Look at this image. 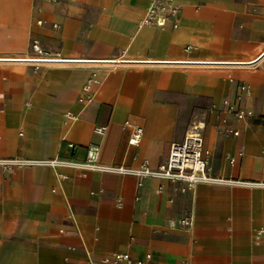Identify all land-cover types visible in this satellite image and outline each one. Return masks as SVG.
Returning a JSON list of instances; mask_svg holds the SVG:
<instances>
[{"label": "crops", "instance_id": "1", "mask_svg": "<svg viewBox=\"0 0 264 264\" xmlns=\"http://www.w3.org/2000/svg\"><path fill=\"white\" fill-rule=\"evenodd\" d=\"M150 4L0 0V159L58 161L0 166V264H264L263 187L80 167L98 143L104 167L156 168L203 121L213 177L263 180L264 0H173L164 27Z\"/></svg>", "mask_w": 264, "mask_h": 264}, {"label": "built area", "instance_id": "2", "mask_svg": "<svg viewBox=\"0 0 264 264\" xmlns=\"http://www.w3.org/2000/svg\"><path fill=\"white\" fill-rule=\"evenodd\" d=\"M177 13L176 6L173 5V0H151L149 8L146 10L142 25H155L157 27H164L169 20ZM31 49L40 58L39 62L52 63L56 59L52 53L38 43L34 42ZM90 81H93L92 79ZM244 92H248L247 86H242ZM243 112H235L236 117H241ZM205 123L203 121H195L184 139L181 142L172 143L169 149L166 160L159 164L156 168H150L147 164H143L139 168H127L123 166L104 167L99 162L100 144L91 143L86 147V158L81 168L93 171H111L121 175H132L138 180L137 186L141 187L145 179L158 178L173 182L177 186V190L181 193L194 191L200 184H227V185H248L259 186L264 188V177L262 181L257 182H239L233 180H225L222 178H215L211 175V170L208 162V155L204 148L203 130ZM96 133L100 136L104 133L103 127L96 128ZM238 135V132H233ZM141 137V129L135 128L129 143L132 145L138 144ZM241 155V153H240ZM230 163H234L233 158H229ZM56 159L53 160H19V159H0V166L4 169L11 170L24 165L45 164L53 166L57 164ZM116 205L121 206L120 200H117ZM193 218L189 212H185L179 220L182 227H188L192 224ZM113 262H128L131 259L127 254H113L104 259L105 263Z\"/></svg>", "mask_w": 264, "mask_h": 264}, {"label": "bare ground", "instance_id": "3", "mask_svg": "<svg viewBox=\"0 0 264 264\" xmlns=\"http://www.w3.org/2000/svg\"><path fill=\"white\" fill-rule=\"evenodd\" d=\"M134 62V61H133Z\"/></svg>", "mask_w": 264, "mask_h": 264}]
</instances>
